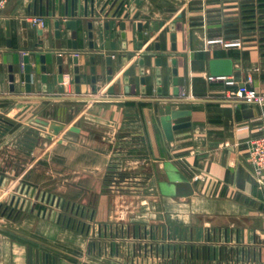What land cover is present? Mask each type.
<instances>
[{"label": "crops", "instance_id": "1", "mask_svg": "<svg viewBox=\"0 0 264 264\" xmlns=\"http://www.w3.org/2000/svg\"><path fill=\"white\" fill-rule=\"evenodd\" d=\"M106 1L94 8L93 51L86 31L78 38L79 51L71 50L72 41L62 32L61 51L47 59L45 92L39 75L31 93L21 92L22 79L9 92L3 74L11 53L6 29L8 24L13 48L22 40L33 48L43 30L44 49L53 50L57 8L53 16L51 0H7L0 9V119L9 123L0 122V264H264V174L258 185L245 152L259 110L242 98L224 96L245 89L264 94V35L241 48L207 44L232 35L255 0ZM33 17L43 18L42 29L30 22ZM70 18L62 9L61 20ZM106 20L109 31L103 32ZM138 24L143 26L141 50ZM68 50L70 55L64 53ZM72 52L84 54L80 91L71 83L60 94L51 70L61 56L64 74L71 76ZM91 55L95 93L84 65ZM158 57L161 94L154 66ZM141 58L145 94L139 84ZM214 59L231 60L233 86L208 79ZM162 116L171 127L179 126L170 141ZM194 173L208 181L193 182ZM14 197L23 207L2 215L4 203ZM77 210L90 227L71 225Z\"/></svg>", "mask_w": 264, "mask_h": 264}, {"label": "water", "instance_id": "2", "mask_svg": "<svg viewBox=\"0 0 264 264\" xmlns=\"http://www.w3.org/2000/svg\"><path fill=\"white\" fill-rule=\"evenodd\" d=\"M104 0H84L83 2V15L81 13V4H79L80 0L77 1V16L74 18L75 10H74V0H70V11H68V2L65 0L64 4L62 5L61 0H51V15H55V9L57 8V16L58 18L54 20L53 25H52V39L54 41L53 45V50H46L44 49V44H43V36H44V31L39 30L36 35L37 38H39L38 42L33 46V48H29L28 44L26 43L25 40H22L21 45L18 46V48H13L12 44L9 40L10 37V32L7 24V29H6V48L11 51L8 55L5 56V72L3 74L5 75L6 82L8 83V89L9 92L13 93L14 92V85L17 79H22L23 81V88H21V92L25 93H31V88H32V81L34 79V76L39 75V80L41 82L42 86V91H46V84H47V75L49 68L47 67V59L48 57L53 56L54 51H61L62 46H61V36L62 32L68 33L71 42V50L75 51L78 49V38L79 36L84 35V31H86V37L89 40L88 44V49L90 51L94 50V43H93V37H94V27H93V20L95 19L94 15V8L99 7L100 4ZM110 0H107L104 2L106 5ZM89 3V16H87V7ZM122 5L119 4L116 13L119 10L120 6ZM105 6H103L104 9ZM62 9H63V15L67 17L68 14H70V19L66 20H61V15H62ZM103 9L99 12L101 13ZM115 13V14H116ZM113 15V17L115 16ZM89 17V18H88ZM127 19V16L124 17ZM86 24L82 26L80 22H85ZM79 23L81 24L79 26ZM26 27L25 21L22 22V28ZM120 29L123 31L125 29V23H120L119 25ZM104 30L108 31L109 30V25L105 24L104 25ZM137 41L139 42L138 44V49L141 50L143 46V26L142 24L137 25ZM122 39H125V34L123 32L122 34ZM155 50L159 51V45H155ZM65 54L70 55L69 50L64 52ZM80 56H84V54H80L79 56H72L71 58V79L74 84V89L76 92L80 91V83L82 80V68L80 67ZM52 58V57H51ZM84 65L88 64L89 65V73L91 75L90 77V82L92 84V92L95 93L96 88H95V83H96V78H95V73H96V68H95V63H96V58L94 55H91L90 57H87L85 60ZM52 62V61H51ZM54 62V61H53ZM111 58H106L105 59V64L107 66L106 70V75H107V81L111 82L112 80V69H111ZM127 60L125 59L123 61L124 64H126ZM55 64H56V71L51 70L52 74H55L56 77V82H57V91L58 93L62 94L64 93V71H63V66H62V57H56L55 59ZM171 65L173 67L171 71V75L173 77L172 79V86H173V95L177 96L178 95V90H177V70L175 68V60H172ZM138 66L140 67L139 70V84L141 85V94H145V70H144V59L141 58L138 62ZM154 66H155V76H156V85L158 86V92L161 94L160 86L162 84V60L161 57H158L154 60ZM84 71V70H83ZM85 74V73H83ZM209 74L212 77H230L232 74V62L229 59H214L209 62ZM129 71H124V78H123V84L124 86V92L125 94L129 93ZM113 89H109V93L112 94ZM176 114H171V118L174 119ZM1 123H4L6 125H9V123L5 120H1ZM161 126L164 132V135L167 140H171L173 137L171 135L173 130L179 129V126L176 127H171L170 123L167 121V118L165 116H162L160 119ZM1 128V126H0ZM6 129V128H5ZM0 135H2V132H0ZM3 184V178L0 179V187ZM19 199L17 198H11L9 204L4 203L5 207L3 208L2 215L10 208V214L13 212L15 208L18 206L23 207V203H19ZM2 204L0 205V209L2 208ZM88 264H94L91 262H86Z\"/></svg>", "mask_w": 264, "mask_h": 264}, {"label": "built area", "instance_id": "3", "mask_svg": "<svg viewBox=\"0 0 264 264\" xmlns=\"http://www.w3.org/2000/svg\"><path fill=\"white\" fill-rule=\"evenodd\" d=\"M7 0H0V9L4 8ZM252 8L246 10L242 16V19L237 22L234 29L230 33L229 37L220 36L215 39L207 41L208 45L218 44L223 48H241L247 41H249L255 35H264V1L255 0L252 4ZM30 22L33 24H41L39 18H31ZM225 30V29H224ZM226 34V32H225ZM210 81H226L227 86H233L234 82L226 77H212L208 78ZM247 82H250V78H247ZM226 99L242 98L243 101L249 105L257 107L259 110V120L253 126L255 132L245 143V152L248 164L251 168L254 181L261 185L262 176L264 174V94L257 93L250 89H245L242 92L239 91H226L224 94ZM208 178L200 174H191V180L193 182H206ZM76 211V210H75ZM77 210L76 216L71 218V225L77 228L85 229L90 223L89 219L81 217ZM90 227V225H89Z\"/></svg>", "mask_w": 264, "mask_h": 264}, {"label": "flooded vegetation", "instance_id": "4", "mask_svg": "<svg viewBox=\"0 0 264 264\" xmlns=\"http://www.w3.org/2000/svg\"><path fill=\"white\" fill-rule=\"evenodd\" d=\"M89 6V5H88ZM81 13H82V15H83V7H82V5H81ZM98 14V13H97ZM100 14H104V9H103V11L100 13ZM94 15H95V12H94ZM87 16H89V7H87ZM33 18H39L40 20H41V24L40 25H38V24H34L35 26H37V27H39V28H43L44 27V20H43V18L42 17H33ZM89 18V17H88ZM105 19L107 18V15H105V17H104ZM105 24H108L109 25V23H108V21L106 20V21H104V23H103V32H107L106 30H104V25ZM109 31V30H108ZM89 44V43H88ZM78 50V49H77ZM77 50H75V51H77ZM73 51V50H72ZM79 51V50H78ZM71 53V52H70ZM72 53H74L73 54V56H79L80 54L78 53V52H72ZM71 77H72V75L71 76H69L68 74H64V83H63V86H64V88H65V86L66 85H70L71 83H73L72 82V79H71Z\"/></svg>", "mask_w": 264, "mask_h": 264}]
</instances>
